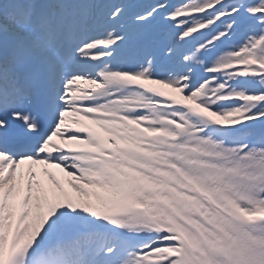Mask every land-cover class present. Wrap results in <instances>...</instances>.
I'll return each mask as SVG.
<instances>
[{"label": "snow or ice", "instance_id": "obj_1", "mask_svg": "<svg viewBox=\"0 0 264 264\" xmlns=\"http://www.w3.org/2000/svg\"><path fill=\"white\" fill-rule=\"evenodd\" d=\"M0 264H264V0H0Z\"/></svg>", "mask_w": 264, "mask_h": 264}]
</instances>
